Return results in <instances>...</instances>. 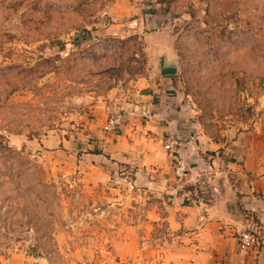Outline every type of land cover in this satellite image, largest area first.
<instances>
[{
  "label": "rangeland",
  "instance_id": "rangeland-1",
  "mask_svg": "<svg viewBox=\"0 0 264 264\" xmlns=\"http://www.w3.org/2000/svg\"><path fill=\"white\" fill-rule=\"evenodd\" d=\"M170 101L217 171L226 153L264 155V0H0V264H159L178 213L166 186L228 183L175 181L145 126ZM107 109L122 118L110 133ZM108 133L155 162L101 176L84 156Z\"/></svg>",
  "mask_w": 264,
  "mask_h": 264
},
{
  "label": "crops",
  "instance_id": "crops-1",
  "mask_svg": "<svg viewBox=\"0 0 264 264\" xmlns=\"http://www.w3.org/2000/svg\"><path fill=\"white\" fill-rule=\"evenodd\" d=\"M154 84L164 91L172 88L167 76L158 77ZM172 102L168 105L166 102L165 107L163 104H160L161 107L146 106L148 120L145 126L148 134H154L157 143L174 136L181 140V156L190 169L187 182L194 176L214 172L226 176L228 183L218 184L217 187L214 185L212 189H206L205 194L199 193L198 196L195 195V187L194 190L185 188L177 191V186H166V192L173 194L170 199L178 213L174 217L171 215L170 218H164L168 219L173 232L169 246L163 248L159 245L164 252L159 264H264V155L259 151L245 149L233 152V159L228 160L227 156L230 154L231 157V153L225 152L226 160H223L222 170L217 171L216 166L210 164L214 162L219 165V159L206 156L210 145L198 143V137L191 135L186 109L180 105V111L173 110ZM109 133L106 137L102 136L105 140L100 145L99 153L84 156L98 163L103 169L101 176L107 177L120 162L128 164L138 159L139 164L147 167L155 162L145 153V149L140 156L139 145L128 141L123 133L112 136ZM143 178L149 185L152 183L150 176ZM249 215L261 228L262 238L258 247L240 255L236 237L247 225Z\"/></svg>",
  "mask_w": 264,
  "mask_h": 264
},
{
  "label": "built area",
  "instance_id": "built-area-1",
  "mask_svg": "<svg viewBox=\"0 0 264 264\" xmlns=\"http://www.w3.org/2000/svg\"><path fill=\"white\" fill-rule=\"evenodd\" d=\"M122 124V118L120 114H115L110 109H107L105 124L103 126L105 131H116ZM163 148L169 152L171 159L173 160L172 169L174 173L175 181L182 184L186 181L190 172L189 166L185 159L181 156L182 144L179 143V138L174 136L164 141ZM212 167L216 166V163L211 162ZM262 231L254 218L249 215L248 223L245 228L237 234V251L240 255H245L259 246Z\"/></svg>",
  "mask_w": 264,
  "mask_h": 264
},
{
  "label": "water",
  "instance_id": "water-1",
  "mask_svg": "<svg viewBox=\"0 0 264 264\" xmlns=\"http://www.w3.org/2000/svg\"><path fill=\"white\" fill-rule=\"evenodd\" d=\"M173 70L174 68L171 65L162 67L160 71V75L172 74Z\"/></svg>",
  "mask_w": 264,
  "mask_h": 264
}]
</instances>
